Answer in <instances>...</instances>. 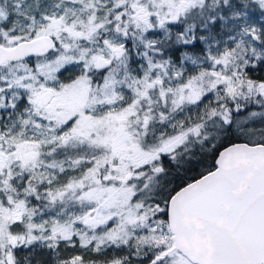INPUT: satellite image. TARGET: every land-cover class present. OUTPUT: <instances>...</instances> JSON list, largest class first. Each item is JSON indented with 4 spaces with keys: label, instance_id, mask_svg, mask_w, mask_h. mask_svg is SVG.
I'll return each instance as SVG.
<instances>
[{
    "label": "snow or ice",
    "instance_id": "6c2138e0",
    "mask_svg": "<svg viewBox=\"0 0 264 264\" xmlns=\"http://www.w3.org/2000/svg\"><path fill=\"white\" fill-rule=\"evenodd\" d=\"M0 264H264V0H0Z\"/></svg>",
    "mask_w": 264,
    "mask_h": 264
}]
</instances>
